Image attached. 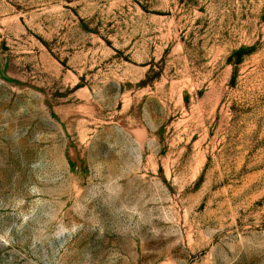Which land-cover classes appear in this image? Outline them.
Returning <instances> with one entry per match:
<instances>
[{"label": "rangeland", "instance_id": "rangeland-1", "mask_svg": "<svg viewBox=\"0 0 264 264\" xmlns=\"http://www.w3.org/2000/svg\"><path fill=\"white\" fill-rule=\"evenodd\" d=\"M0 264H264V0H0Z\"/></svg>", "mask_w": 264, "mask_h": 264}]
</instances>
